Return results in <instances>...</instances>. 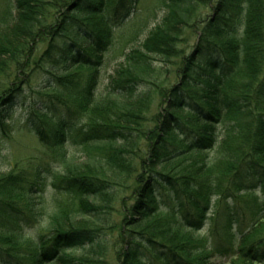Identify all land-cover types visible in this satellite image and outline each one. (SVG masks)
<instances>
[{
    "label": "trees",
    "instance_id": "trees-1",
    "mask_svg": "<svg viewBox=\"0 0 264 264\" xmlns=\"http://www.w3.org/2000/svg\"><path fill=\"white\" fill-rule=\"evenodd\" d=\"M140 2L0 0L1 135L30 104L24 129L65 168L0 175V264H103L91 258L114 212L117 264H264V0H161L106 82L114 31ZM174 60L176 84L155 86L154 63ZM154 86L164 107L148 133Z\"/></svg>",
    "mask_w": 264,
    "mask_h": 264
},
{
    "label": "rangeland",
    "instance_id": "rangeland-1",
    "mask_svg": "<svg viewBox=\"0 0 264 264\" xmlns=\"http://www.w3.org/2000/svg\"><path fill=\"white\" fill-rule=\"evenodd\" d=\"M160 1L161 0H141L139 5L137 4V6L133 8V10H130L131 12L129 14V17L123 23V25L115 29L112 47L104 55L102 72L104 81L106 80V82H108L107 79L113 74L117 65L123 62L124 56L128 54L133 48L142 43L147 38L151 29L161 22L164 16V12H162L160 9H157L151 17L148 16V11L153 7H156L160 3ZM211 15L212 13L208 10L202 11L203 19L211 18ZM183 37L185 38V42H187V44L185 43L186 45H181V48L182 50L185 48L186 54H189L198 40V34L197 32L195 33V30H186ZM154 66L157 69L158 74V77L154 79L157 84L155 86H164V88H171V86L176 84L175 73L179 67V60H174L167 65L154 63ZM155 86L152 87L150 95L152 99H150L149 105L145 106V112L142 115L145 122L144 128L146 132L154 129L151 128L153 126L152 121L156 117V115L161 113V111L163 110L162 108L164 107L163 102L161 103L159 94L156 93L157 87ZM164 88L162 87L163 90ZM35 99L37 98L35 97ZM37 107L38 106H36V108ZM30 108V104H26L25 106L21 107V109L18 108L12 111L8 120L4 123L5 135H1L2 128L0 127V175H5L14 168L18 167L19 169H22L26 168L29 165L42 166V168L46 169V172L49 173L47 174L48 176L52 174L63 173V171L65 170L64 166L60 164V156L51 149L37 144L34 141L33 137L30 136L24 129L27 114ZM176 115L182 117V114L180 113H176ZM74 149L73 147L65 148L67 160H69L70 157H74ZM83 163V159H81L80 161H76L74 164L76 166H81ZM48 183L49 181H47V184L45 182L44 187L49 185ZM130 183L131 181L128 183L125 182L124 187L126 188H123L121 190V194L119 195L120 199L124 198L125 202L128 205L132 203V199L130 198ZM44 196L49 202L52 199L53 191L49 186L47 187L46 192H44ZM258 196H260V194H258ZM164 199L165 198H163L162 196H159L160 202H163ZM114 207L116 210L120 211V203L119 205L115 204ZM118 219L119 213L114 212L109 216L110 228H108L103 233L105 235H108L107 245L104 244V252L102 257L100 258L99 256L92 254V260L100 259L104 261L103 264H117L113 256L111 244L117 237L118 231L117 229H111V227L114 223L118 222ZM45 221V219L42 220V225L35 224L30 229H26L25 232L27 234L36 235L37 232L41 229L40 226L45 227ZM224 262L225 260L221 259L211 264H223Z\"/></svg>",
    "mask_w": 264,
    "mask_h": 264
}]
</instances>
